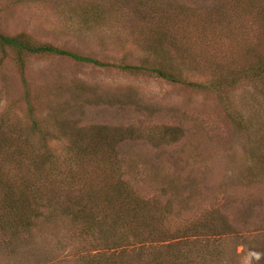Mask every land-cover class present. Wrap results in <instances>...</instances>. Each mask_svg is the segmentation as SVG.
Listing matches in <instances>:
<instances>
[{
  "label": "rangeland",
  "instance_id": "rangeland-1",
  "mask_svg": "<svg viewBox=\"0 0 264 264\" xmlns=\"http://www.w3.org/2000/svg\"><path fill=\"white\" fill-rule=\"evenodd\" d=\"M263 1L0 0V28L109 62L186 56L190 79L209 85L215 71L258 61ZM13 57L0 48V113L11 107L25 119L30 90ZM26 61L40 116L66 101L80 125L121 136L120 155L137 162L128 171L140 172L147 191H169L177 220L220 210L221 233L180 245L185 264H264V77L206 91L63 57ZM66 207L50 206L56 215L41 219L32 236L0 247V264H91L95 249L69 231Z\"/></svg>",
  "mask_w": 264,
  "mask_h": 264
},
{
  "label": "trees",
  "instance_id": "trees-1",
  "mask_svg": "<svg viewBox=\"0 0 264 264\" xmlns=\"http://www.w3.org/2000/svg\"><path fill=\"white\" fill-rule=\"evenodd\" d=\"M260 9L264 13V1ZM0 48L14 55L23 83L30 90L25 98V119L11 107L0 113V247L12 248L23 236H32L41 219L56 215L50 206L59 210L62 203H67L64 217L70 223L69 231L95 249L91 264H185L187 250L180 245L189 246L194 243L192 239L222 232L224 223H219L221 212L217 208L177 220L172 198L166 197L169 191L160 196L141 186L140 172L128 171L137 167V162L120 155L118 146L123 139L111 137L106 126L80 125L74 107L66 101L40 116L38 99L32 96L26 77V60L63 57L79 64L128 75H153L213 91L262 79L264 51L251 66L215 71L207 85L190 79L188 71L193 65L186 56L147 57L141 64L109 62L37 43L25 33L10 35L1 28ZM79 96H73L74 101ZM46 98L49 106L53 101ZM100 240L104 250L97 248Z\"/></svg>",
  "mask_w": 264,
  "mask_h": 264
}]
</instances>
